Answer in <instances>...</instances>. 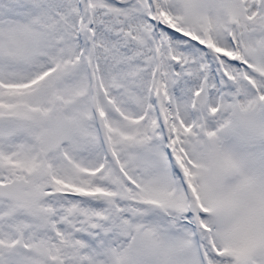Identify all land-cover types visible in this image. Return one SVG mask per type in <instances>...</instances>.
I'll return each mask as SVG.
<instances>
[{"label":"snow or ice","instance_id":"snow-or-ice-1","mask_svg":"<svg viewBox=\"0 0 264 264\" xmlns=\"http://www.w3.org/2000/svg\"><path fill=\"white\" fill-rule=\"evenodd\" d=\"M0 264H264V0H0Z\"/></svg>","mask_w":264,"mask_h":264}]
</instances>
